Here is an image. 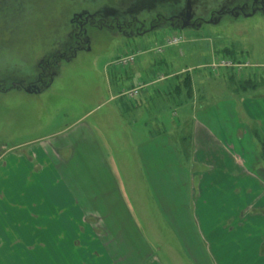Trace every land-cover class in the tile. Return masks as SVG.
Listing matches in <instances>:
<instances>
[{"label": "rangeland", "instance_id": "obj_1", "mask_svg": "<svg viewBox=\"0 0 264 264\" xmlns=\"http://www.w3.org/2000/svg\"><path fill=\"white\" fill-rule=\"evenodd\" d=\"M186 1L190 2L194 22L182 30L171 27L168 20L184 9ZM254 1L0 0V173L7 149L35 140L48 141L58 131L87 125L101 146L119 157L114 165H127V181L120 167L114 168L126 184L134 177L131 147L146 138L148 132L151 136L176 126L173 112L175 108L178 114L179 98L174 91L178 87L185 92L181 89L185 76L192 88L187 110H197L210 92L220 101L252 99L255 115L258 110L257 115L264 114V101H260L264 97V9L248 17ZM223 10L231 13L211 15ZM86 16L92 18V26L84 25L81 32L79 24L85 22ZM82 34L89 42L81 39L80 44H86L88 49L72 52L76 37ZM167 41L179 43L168 45ZM130 55L134 56L133 62L119 66V59ZM167 74L171 79L166 85L154 83L135 99L127 100L122 95L139 83L157 81ZM200 75L207 78L204 86L199 85L202 77L195 78ZM38 76L49 82L47 87L38 84ZM33 85L36 92L30 88ZM247 85L254 89H242ZM28 89L31 93L26 92ZM118 91L122 99L110 101L118 97ZM156 115H160L162 126L157 125ZM180 119L173 132L174 140L190 133V119ZM250 127L255 138L252 156L258 165L254 163V168L264 169V137L257 127ZM184 148L188 151V142ZM261 176L263 172L257 173L255 179L264 192ZM134 183L139 186L137 181H130V185ZM1 187L0 183V192ZM256 187L255 184V191ZM130 191L129 186L128 197ZM250 198L232 200L235 209L250 204L249 216H244L245 226L234 232L228 248H218L212 264H264V229L258 227L264 225V200ZM131 202L129 199V209L141 235L157 240V247L151 251L159 261L190 264L185 256L187 261L179 256L183 251L168 231L155 200L141 195L137 204ZM213 212L208 208V214ZM15 260H19L18 256ZM19 264H34L33 256L28 257V263Z\"/></svg>", "mask_w": 264, "mask_h": 264}, {"label": "crops", "instance_id": "obj_2", "mask_svg": "<svg viewBox=\"0 0 264 264\" xmlns=\"http://www.w3.org/2000/svg\"><path fill=\"white\" fill-rule=\"evenodd\" d=\"M200 77L199 85L204 86L207 78H195ZM170 79L167 74L137 87L142 86V93ZM180 91L178 114L175 108L173 112L176 126L151 136L148 132L131 147L134 177L126 184L114 168L120 167L127 181V165L115 166L119 157L102 147L87 125L58 131L48 141L7 149L0 173V263H28L33 256L34 264H162L151 251L157 240L141 235L129 209V199L137 204L146 195L163 214L168 231L183 251L179 256L190 264H212L218 248H228L234 232L245 226L244 218L249 216L250 204L237 203L235 209L232 200L248 196L264 200L255 179L263 172L264 181V169L254 168L255 138L250 129L257 127L264 137V114L257 115L258 110L255 115L252 99L220 101L210 92L202 101L204 107L193 111L190 105L187 110L189 103ZM118 93L110 101L121 100ZM154 117L162 126L160 115ZM181 117L190 119V133L174 140ZM21 148L22 152H16ZM129 186L130 197L126 194ZM208 208L214 212L208 214ZM258 227L264 229V225Z\"/></svg>", "mask_w": 264, "mask_h": 264}, {"label": "flooded vegetation", "instance_id": "obj_3", "mask_svg": "<svg viewBox=\"0 0 264 264\" xmlns=\"http://www.w3.org/2000/svg\"><path fill=\"white\" fill-rule=\"evenodd\" d=\"M260 2L261 3H257V0H255L252 3V5H251L252 7L250 9V13L248 14V17L254 16L255 13L257 12V10L259 11L260 9H264V0H262ZM189 3L190 2H187L186 1L185 2L184 9L178 15H173L172 18L168 20L170 22V24H171V27L176 26L177 29H181L182 30L185 26L191 25L194 22V21H192L193 18H194L193 17L194 14H192V12H191V6L189 5ZM229 13H231V12H229L227 10H223V11H219L218 13L217 12L211 13V15L212 16L213 15L222 16L223 14H229ZM239 13L242 14L241 11ZM220 14H222V15H220ZM91 19L92 18H89V17L87 18V16H86L85 22L79 24L80 25V31L81 32H83L84 25L89 24V25L92 26ZM196 19H199V18L197 17ZM81 20L82 19L80 18L79 21H81ZM141 27L142 26L140 25L138 28H141ZM76 39H77L76 40V44L77 45L75 47H73V49H71V50H73L72 52H76V50L78 52V51L84 50V49L86 51L88 48L85 47V45L89 42L88 37L85 34H82V37L79 38V36H78V37H76ZM81 39L84 41V43H86V42L87 43L85 45L84 44H80L81 43V41H80ZM38 78H39L37 80L38 81V84H40V85H42L44 87H47V85L49 84V82H46V81L42 80V77L41 76H38ZM50 79H52V77H50ZM48 81H51V80H48ZM43 83H44V85H43ZM30 88H32V91L33 92H36L37 91V89H34L35 88L34 85L32 87H30Z\"/></svg>", "mask_w": 264, "mask_h": 264}, {"label": "built area", "instance_id": "obj_4", "mask_svg": "<svg viewBox=\"0 0 264 264\" xmlns=\"http://www.w3.org/2000/svg\"><path fill=\"white\" fill-rule=\"evenodd\" d=\"M178 43H179V41H175V42L174 41H170V42L167 41L168 45H176ZM133 60H134V56L133 55H130V56H127V57H122V58L119 59L118 64H119V66L120 65L121 66H126L128 64H131L133 62ZM223 66L227 67L228 64L225 63V65H223ZM140 90H141V87H137L135 89L125 91L123 93V96H125L127 98V100L135 99V98H137L139 96V91Z\"/></svg>", "mask_w": 264, "mask_h": 264}, {"label": "trees", "instance_id": "obj_5", "mask_svg": "<svg viewBox=\"0 0 264 264\" xmlns=\"http://www.w3.org/2000/svg\"><path fill=\"white\" fill-rule=\"evenodd\" d=\"M180 79H181V77H180ZM180 79H178V80H180ZM236 85H238L239 84V81L238 82H236L235 83ZM182 87H183V89L185 90V96H186V99H188L190 96H191V92H192V88L190 87V79H189V77L188 76H185L183 79H182ZM251 88V89H254V86L253 85H251V86H243L242 87V89H249V88ZM178 92H179V88L178 87H176L175 88V91H174V94L176 95V96H178ZM181 92V91H180ZM255 135H256V137H257V134L255 133ZM262 146H264V143L262 144Z\"/></svg>", "mask_w": 264, "mask_h": 264}, {"label": "water", "instance_id": "obj_6", "mask_svg": "<svg viewBox=\"0 0 264 264\" xmlns=\"http://www.w3.org/2000/svg\"><path fill=\"white\" fill-rule=\"evenodd\" d=\"M26 92H27V93H31V91H30L29 89H28V90H26Z\"/></svg>", "mask_w": 264, "mask_h": 264}]
</instances>
